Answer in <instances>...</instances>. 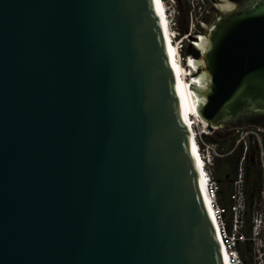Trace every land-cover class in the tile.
Segmentation results:
<instances>
[{"label": "water", "instance_id": "1", "mask_svg": "<svg viewBox=\"0 0 264 264\" xmlns=\"http://www.w3.org/2000/svg\"><path fill=\"white\" fill-rule=\"evenodd\" d=\"M184 54L207 130L264 131V0ZM0 264H224L154 0H0Z\"/></svg>", "mask_w": 264, "mask_h": 264}, {"label": "built area", "instance_id": "2", "mask_svg": "<svg viewBox=\"0 0 264 264\" xmlns=\"http://www.w3.org/2000/svg\"><path fill=\"white\" fill-rule=\"evenodd\" d=\"M211 1L181 0L184 11L182 25L179 23L176 0H162L170 41L184 64L187 36L191 34ZM214 131L204 130L198 121L194 124L196 151L204 170L206 191L215 210L217 229L214 231L217 240L222 243L227 264H264V131L258 127L229 131L232 136H236L235 145L242 144L243 150L231 180L227 205L219 201L220 187L214 174L215 159L226 152L218 140H206L204 137L212 136ZM251 147L254 148V159L260 177L258 190L249 203L246 193V156Z\"/></svg>", "mask_w": 264, "mask_h": 264}, {"label": "bare ground", "instance_id": "3", "mask_svg": "<svg viewBox=\"0 0 264 264\" xmlns=\"http://www.w3.org/2000/svg\"><path fill=\"white\" fill-rule=\"evenodd\" d=\"M154 3L156 5L158 21L161 27V32H162L164 42H165L168 55L170 58V63L172 66L173 75H174L175 83L177 86L183 114H184L185 125H186L187 133L190 139L191 148H192V155H193V159H194L197 172H198L199 184H200L201 191L204 196L206 205L210 212V217L212 220L213 227L214 229H217L216 221L214 218L215 210H214V207L211 205L210 196L208 195L206 191L204 170L202 167L201 160L199 159L197 155L196 144H195L196 139H195V134H194V124L195 123L197 124V121L201 123V127L206 131H207V128H206L207 126L199 118L195 110L194 104L192 102L190 92H189L188 70L185 68V64L178 58V52L176 50V47L170 41L171 39L169 37V32L166 27L164 4L162 0H154ZM185 79H187L188 83L184 85ZM218 243H219L223 263L227 264L226 255H225V251L223 249L222 243L219 240H218Z\"/></svg>", "mask_w": 264, "mask_h": 264}, {"label": "trees", "instance_id": "4", "mask_svg": "<svg viewBox=\"0 0 264 264\" xmlns=\"http://www.w3.org/2000/svg\"><path fill=\"white\" fill-rule=\"evenodd\" d=\"M229 131H214L212 136L204 135L206 140H214L216 135L221 137L226 136ZM226 141L219 142L222 147L226 144L224 150L225 155L217 157L214 163V174L219 182V201L223 205L229 203L228 193L231 188V180L235 172V167L238 158L242 154V144L235 145L236 136H231L225 139ZM228 140V142H227ZM235 145V146H234ZM254 148L251 147L247 151L246 156V193L248 202L250 203L255 196L259 186V169L255 162Z\"/></svg>", "mask_w": 264, "mask_h": 264}, {"label": "rangeland", "instance_id": "5", "mask_svg": "<svg viewBox=\"0 0 264 264\" xmlns=\"http://www.w3.org/2000/svg\"><path fill=\"white\" fill-rule=\"evenodd\" d=\"M188 83V81H187V79H185L184 80V85L185 84H187ZM185 87V86H184ZM199 128V127H198ZM217 131V130H216ZM232 136V134L229 132L226 136H224V137H221V136H219V135H216V136H214L215 137V139L216 140H218L219 142H223L224 143V141H226L225 139L226 138H229V137H231ZM227 142H228V140H227ZM224 145V147H225V145L226 144H223Z\"/></svg>", "mask_w": 264, "mask_h": 264}]
</instances>
